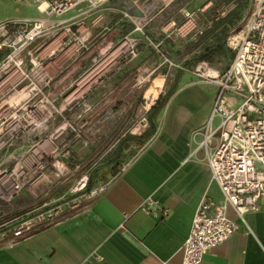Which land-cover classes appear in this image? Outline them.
Returning <instances> with one entry per match:
<instances>
[{"label": "built area", "instance_id": "built-area-1", "mask_svg": "<svg viewBox=\"0 0 264 264\" xmlns=\"http://www.w3.org/2000/svg\"><path fill=\"white\" fill-rule=\"evenodd\" d=\"M26 1L39 16L0 20V245L28 237L73 207L51 198L8 217L27 197L36 198L41 184L51 187L66 176L75 144L88 148L101 143L109 117L120 116L122 122L104 153L123 135L145 130L144 114L152 102L140 106L138 117L133 98L123 100L120 87L141 86L160 65L162 77L176 67L214 87L207 120L190 136L199 137L195 150L201 151L220 199L201 195L176 264H200L202 255L233 234L239 223L246 227L245 214L256 212L264 195V0H249L245 16L227 28L224 45L232 55L226 65L200 60L185 67L159 52V63L140 71L138 67L134 75L132 69L125 78L118 75L131 65L138 44L158 53L162 42L196 43L234 6L233 0ZM66 12L71 14L60 18ZM122 24L128 25L126 32L89 54L75 77L64 78L82 53ZM198 49L196 44L192 52ZM141 148L108 181L85 191L86 168L69 195L88 199L86 207ZM135 211L156 220L168 214L152 193ZM90 258L102 260L95 252L85 259Z\"/></svg>", "mask_w": 264, "mask_h": 264}, {"label": "crops", "instance_id": "crops-1", "mask_svg": "<svg viewBox=\"0 0 264 264\" xmlns=\"http://www.w3.org/2000/svg\"><path fill=\"white\" fill-rule=\"evenodd\" d=\"M9 18L34 17L0 20ZM127 29L128 25L122 24L102 41L116 40ZM79 59L64 78L78 74ZM216 64L221 66L220 62ZM196 83L204 82L188 72L176 74L175 89L159 107L152 130L147 123L141 134L123 135L104 153L105 141L119 130L122 122V117L111 116L104 123L101 143L88 148L75 144L71 159L76 156L88 163L90 172L94 170L92 186L108 181L121 162L143 147L86 207L65 212L57 221L13 244H1L0 264L178 263L199 198L206 194L215 201L220 199L216 185L209 180L201 151L195 150L199 137L190 136L207 120L214 87L205 83L207 92L198 100L177 98L186 87ZM148 115L149 111L144 114L146 122ZM96 150L103 152L97 161L88 162ZM149 193L168 209L165 217L156 220L135 211ZM227 213L233 216L230 210ZM244 218L246 227L239 223L233 234L202 255L200 264H264V195L259 199V209L246 213ZM91 252L100 254L102 260L85 259Z\"/></svg>", "mask_w": 264, "mask_h": 264}, {"label": "rangeland", "instance_id": "rangeland-1", "mask_svg": "<svg viewBox=\"0 0 264 264\" xmlns=\"http://www.w3.org/2000/svg\"><path fill=\"white\" fill-rule=\"evenodd\" d=\"M220 2H223L225 0H219ZM230 0H227L229 2ZM239 5V13L241 20L249 6V0H238ZM219 4V3H217ZM71 12H66L60 16V18L67 17L70 15ZM40 14L35 9L34 5L29 3L26 0H0V18L2 17H21V16H27V17H37ZM226 36V35H225ZM105 43V40L102 41V39H98L95 45L92 46L87 52L82 53L80 55V59L78 64V72L82 69V66H85L87 64V56L91 54L92 52L98 50L101 46H103ZM196 45L194 43L187 41V40H174L173 42H162L158 47V53L152 50L149 47H145L143 43H140L137 45V54L136 56L131 60V65L128 67H123L121 69V72L119 76L121 78H125L133 69V75L137 74L136 68L139 67V71L144 67L148 68L149 66H154L155 64L160 62V56L159 52L164 53V55L169 58L174 64H179L185 67L193 66L197 61H192L195 57L196 52H192ZM159 56V59H158ZM216 58V59H215ZM212 63L220 62L221 66H224L229 61L224 57H215ZM230 60V59H229ZM164 71V67L160 65V67L152 73L148 77V80L144 82L141 86H133L131 89L129 85L122 84L120 89L122 93V98H133V114H136V116H140L142 113V109H140V106L143 105V103L148 102L147 98L149 97L148 90L151 88L154 84L160 82L158 93L155 95V97L151 100V102L154 101L155 98L165 96L168 91L175 89L174 84V78L178 72H186L177 69L176 67H170L168 70V74L166 77H162L160 73ZM159 73V74H158ZM187 73V72H186ZM162 78V82L158 81V78ZM152 79H155L153 85L150 87V83ZM208 89V85L205 83H196L192 84L191 86H188L184 89L183 92L180 93V95L177 98H195V100H198V98H204V94H206ZM128 100V101H129ZM200 101V100H199ZM126 105V103H124ZM128 108V107H127ZM125 108L124 110L130 112L131 108ZM148 123V121H147ZM113 136L109 140H106L105 143L108 144V142L112 139ZM106 144V146H107ZM105 149V147H104ZM103 150V149H102ZM102 150H96L92 154V158H90V163L93 161H97V157L103 152ZM71 164L68 165V172L65 177H62L60 180L53 183L51 187H47L44 184H41L38 188V194L36 198H29L21 203L15 210L9 214L8 217H12L15 215L22 214L33 207L37 206L38 204L42 202L50 201L51 198L55 199V202L58 204L63 203V201L68 202V204H72L73 207L71 209L66 210L65 212H75L80 209H82L86 203L88 202V199L78 197L77 195H69L68 191L74 186L75 181L77 178L83 173L84 170L88 167L87 162H82L81 159H78V157H73L71 159ZM90 172V171H89ZM89 175V174H88ZM55 194V195H54ZM63 194L62 198H56ZM57 195V196H56ZM63 208H65L64 205H62Z\"/></svg>", "mask_w": 264, "mask_h": 264}, {"label": "trees", "instance_id": "trees-1", "mask_svg": "<svg viewBox=\"0 0 264 264\" xmlns=\"http://www.w3.org/2000/svg\"><path fill=\"white\" fill-rule=\"evenodd\" d=\"M227 0L224 1L226 3ZM234 6L222 17L218 18L211 24V28L205 31V33L197 40L194 45L199 44V49L192 61L205 60L212 63L215 57H224L228 61L231 58V52L224 45V38L227 28L235 24L239 18L240 13L238 9V0H233ZM209 38V40H208ZM216 59V58H215ZM173 90L168 91L165 96L158 97L155 102L149 107L148 125L149 131L153 129V119L162 105L165 98H168ZM96 173L94 170L89 172L84 190H88L92 187Z\"/></svg>", "mask_w": 264, "mask_h": 264}, {"label": "bare ground", "instance_id": "bare-ground-1", "mask_svg": "<svg viewBox=\"0 0 264 264\" xmlns=\"http://www.w3.org/2000/svg\"><path fill=\"white\" fill-rule=\"evenodd\" d=\"M155 81H157V80L152 79V81H151V83H150V87L153 85V83H154ZM158 81H161V82H162V78H161V77L158 78ZM156 84H157L156 86H155V84H154L151 88H149V90H148L149 97L147 98V101H151V100L155 97V95L158 93V89H159V86H160V85H158V84H160V82H158V83H156Z\"/></svg>", "mask_w": 264, "mask_h": 264}]
</instances>
